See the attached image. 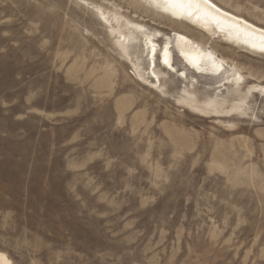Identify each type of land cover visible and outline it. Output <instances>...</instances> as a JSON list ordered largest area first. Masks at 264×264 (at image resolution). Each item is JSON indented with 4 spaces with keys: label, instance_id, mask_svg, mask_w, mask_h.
<instances>
[{
    "label": "rangeland",
    "instance_id": "rangeland-1",
    "mask_svg": "<svg viewBox=\"0 0 264 264\" xmlns=\"http://www.w3.org/2000/svg\"><path fill=\"white\" fill-rule=\"evenodd\" d=\"M218 1L264 27V0ZM95 7L160 51L173 40L188 81L149 88L144 42L128 60ZM179 31L258 86L246 115L180 103L187 87L220 92L185 67ZM194 33L140 0H0V251L14 263L264 264V56Z\"/></svg>",
    "mask_w": 264,
    "mask_h": 264
},
{
    "label": "bare ground",
    "instance_id": "bare-ground-1",
    "mask_svg": "<svg viewBox=\"0 0 264 264\" xmlns=\"http://www.w3.org/2000/svg\"><path fill=\"white\" fill-rule=\"evenodd\" d=\"M140 1L149 6L151 10L153 9L175 22L187 24L192 32H195L196 37L207 41L215 39V42L223 43L227 45V48H231V46L237 50L244 48L245 50L242 52H255L264 56V27L249 20L239 11L235 12L226 8L218 0ZM95 8L103 22L110 27V32L118 35V46L128 60L131 61L130 48L138 47L144 42L142 46L145 47L144 51L147 53L148 69L145 71L142 67L143 61L140 62L142 56L137 58L138 64H135V67L138 78L149 88L165 93L163 92L164 81L169 71L175 72L180 76L179 78L188 81L189 75L187 76L186 69L178 71L175 67L174 54L171 48V41L173 40L168 39L165 48L160 51L154 39L155 35L146 32L143 26L117 15L111 19V16L101 8ZM174 45L177 47L185 67L193 70L197 75L205 74L219 79L217 89L220 93L218 95L216 93L214 98L201 102L187 87L184 90V96L179 100L180 103L187 106L188 109L217 116L247 114L250 107L249 97L253 92L252 90L258 89V86H250L248 91H245V78L236 66L229 64L226 60L219 59V57L217 58L214 51L207 50L199 41L194 40L186 33L183 34L180 31L176 33ZM187 84L188 82L185 85ZM221 87L228 92L227 97L225 96L226 92L222 93ZM260 92L264 93V87L260 88ZM0 264L16 263L7 253L0 251Z\"/></svg>",
    "mask_w": 264,
    "mask_h": 264
}]
</instances>
